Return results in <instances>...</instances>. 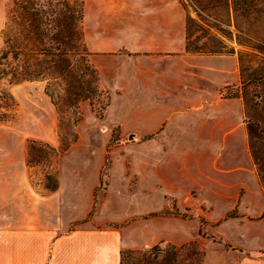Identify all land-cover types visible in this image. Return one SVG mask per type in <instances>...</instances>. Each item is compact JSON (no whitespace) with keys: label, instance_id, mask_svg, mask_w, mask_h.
I'll return each instance as SVG.
<instances>
[{"label":"crops","instance_id":"1","mask_svg":"<svg viewBox=\"0 0 264 264\" xmlns=\"http://www.w3.org/2000/svg\"><path fill=\"white\" fill-rule=\"evenodd\" d=\"M81 28L109 103L101 117L82 106L58 186L41 194L23 142L57 144L55 108L42 82L12 85L22 114L4 130L18 151L0 158V264H120L123 250L158 242L198 240L208 250L202 218L219 248L240 253L238 264H264V189L244 105L222 96L238 80L232 54L187 51L181 0H83ZM168 200L194 215L158 214Z\"/></svg>","mask_w":264,"mask_h":264},{"label":"rangeland","instance_id":"2","mask_svg":"<svg viewBox=\"0 0 264 264\" xmlns=\"http://www.w3.org/2000/svg\"><path fill=\"white\" fill-rule=\"evenodd\" d=\"M62 1L20 0L16 4L14 0H0V158L4 152L13 154L15 158L18 151L15 135L10 131L4 132L6 126L15 125L21 120L19 103L11 93L12 85L26 79L40 81L46 95L51 94L57 103V106L53 104L57 144L35 138H26L23 142L30 183L41 194L50 193L56 179L58 182V163L63 152L56 154L54 150L62 142L70 143L76 133L79 135L82 106H87L101 117L103 114L100 116L98 110L109 96L98 81V69L80 39L81 0H69L70 17L74 21L70 32L64 29L59 35L56 28L50 26V23H54L51 19L56 18L58 12L65 11ZM181 1L186 10L187 51L227 53L232 54V62L236 60L238 80L232 84V88L222 91L224 97L232 95L239 87L240 52L250 54L248 65L251 69L264 66V0H205L208 4L205 9L198 5L197 0ZM43 20L47 21L46 25L41 24ZM117 137L118 129L114 127L112 140L107 145L98 191L107 182L110 152L112 149L116 152ZM29 139L35 140L31 148H28ZM250 147L264 151V133L257 131L250 140L248 138L251 154ZM254 166L256 168L255 163ZM98 191L96 194L99 195L101 190ZM194 213L179 211L172 200H168L166 208L158 212L183 217H190ZM228 214L234 215L235 211ZM209 225L201 219L200 235L205 245L210 247L208 250L198 240L182 244L158 242L127 249L132 251L125 254L121 264H238L240 253L230 246L219 248L215 242L219 238Z\"/></svg>","mask_w":264,"mask_h":264},{"label":"trees","instance_id":"3","mask_svg":"<svg viewBox=\"0 0 264 264\" xmlns=\"http://www.w3.org/2000/svg\"><path fill=\"white\" fill-rule=\"evenodd\" d=\"M14 1L16 2V4L17 2H20V0H14ZM197 2H198V5L204 9L207 8L208 6L205 0H197ZM82 3H83V0H81V11L79 15V22H80L79 34H80V39H82L83 41L82 28H81ZM62 7L65 8V11L58 12L56 15V18L51 19L54 23H50V26L53 29L56 28L57 33L59 35L61 34V31L64 29H67L70 32V26L74 24L73 18L70 17V1L63 0ZM40 22L42 25L47 24V21L45 20L40 21ZM186 31H187V25H186ZM249 56L250 54L248 52H240L238 55V68H239L240 81H239L238 90L235 93H233L232 96H237L242 99V102L244 105V113H245V121H246V127H247V132H248V138L250 140L253 134L256 133L257 131H259L262 134L264 133V66L251 69L248 65L250 61L248 59ZM24 81H27V79ZM98 81H99V78H98ZM19 82L20 81L16 83H19ZM47 94L51 98L52 103L55 106H57V103L54 101L52 95L49 93ZM108 103H109V96L107 95L106 103L101 107V109L98 110V113L100 116L103 114ZM77 138H78V133H76L73 136L70 143L62 142L58 149L54 150L53 148V150L55 151L56 154H60L64 152L65 150H67L68 147L77 140ZM34 142L35 140L29 139L28 148H31L32 147L31 144ZM46 145L48 146V144ZM250 150H251L254 163L257 168L260 182L264 188V151L259 152V150H255L254 148H251V147H250ZM57 186H58V182L56 179V182L51 188L50 192L54 191L57 188ZM130 251L132 250H123L121 252V263L123 261L125 254Z\"/></svg>","mask_w":264,"mask_h":264}]
</instances>
